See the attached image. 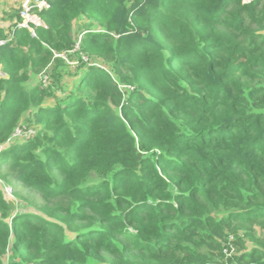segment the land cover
<instances>
[{"label": "trees", "instance_id": "1", "mask_svg": "<svg viewBox=\"0 0 264 264\" xmlns=\"http://www.w3.org/2000/svg\"><path fill=\"white\" fill-rule=\"evenodd\" d=\"M48 1L0 27L2 177L42 200L0 184V264H264V0Z\"/></svg>", "mask_w": 264, "mask_h": 264}, {"label": "rangeland", "instance_id": "2", "mask_svg": "<svg viewBox=\"0 0 264 264\" xmlns=\"http://www.w3.org/2000/svg\"><path fill=\"white\" fill-rule=\"evenodd\" d=\"M17 6L18 4L14 0H0V27H6L8 25V15L12 11V8H15ZM74 62L76 64L78 63L77 61ZM44 77H46L45 81H47L48 75L45 73V71L40 73L39 80H44ZM35 83L36 80L33 79L28 85L32 86ZM52 101L53 99L51 98L47 103H52ZM6 172L7 170L5 168V165L3 164L2 166H0V184L3 185L6 198L14 204H23L17 207L15 211L23 209L28 210L29 207L33 206L38 209V207L42 204V200L40 199V197H38L35 193H32L30 190L20 186L15 180H12V178L10 177L7 178L8 181L6 182L2 177V175L6 174Z\"/></svg>", "mask_w": 264, "mask_h": 264}, {"label": "built area", "instance_id": "3", "mask_svg": "<svg viewBox=\"0 0 264 264\" xmlns=\"http://www.w3.org/2000/svg\"><path fill=\"white\" fill-rule=\"evenodd\" d=\"M18 3L19 8V20H16L18 27L27 28L32 34H35L36 27H46L43 19L39 16L38 12L50 7L48 0H14ZM6 39H0V45L4 44ZM78 43L76 47H78ZM85 59V58H84ZM72 67L76 65L75 62L70 63ZM46 77H44L45 81ZM34 130L31 127L21 125L15 128L12 138L27 139L31 137ZM4 145L0 146L2 149ZM8 190V189H7Z\"/></svg>", "mask_w": 264, "mask_h": 264}, {"label": "crops", "instance_id": "4", "mask_svg": "<svg viewBox=\"0 0 264 264\" xmlns=\"http://www.w3.org/2000/svg\"><path fill=\"white\" fill-rule=\"evenodd\" d=\"M16 5V4H15ZM8 21H10V20H8ZM16 21V19H14L12 22L14 23ZM11 22V21H10ZM10 22H8V25L6 26V27H4V28H7L9 25H10Z\"/></svg>", "mask_w": 264, "mask_h": 264}]
</instances>
